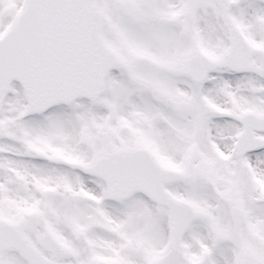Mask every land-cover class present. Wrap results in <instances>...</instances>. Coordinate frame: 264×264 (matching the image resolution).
I'll list each match as a JSON object with an SVG mask.
<instances>
[{
  "label": "snow or ice",
  "instance_id": "6c2138e0",
  "mask_svg": "<svg viewBox=\"0 0 264 264\" xmlns=\"http://www.w3.org/2000/svg\"><path fill=\"white\" fill-rule=\"evenodd\" d=\"M0 264H264V0H0Z\"/></svg>",
  "mask_w": 264,
  "mask_h": 264
}]
</instances>
